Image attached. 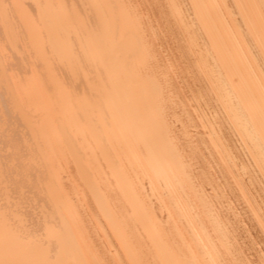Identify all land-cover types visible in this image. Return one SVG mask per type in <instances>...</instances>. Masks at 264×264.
Masks as SVG:
<instances>
[{
  "label": "bare ground",
  "instance_id": "6f19581e",
  "mask_svg": "<svg viewBox=\"0 0 264 264\" xmlns=\"http://www.w3.org/2000/svg\"><path fill=\"white\" fill-rule=\"evenodd\" d=\"M0 264H264V0H0Z\"/></svg>",
  "mask_w": 264,
  "mask_h": 264
}]
</instances>
